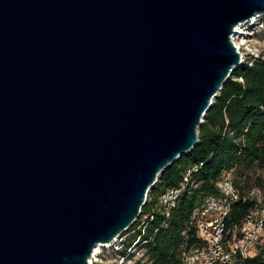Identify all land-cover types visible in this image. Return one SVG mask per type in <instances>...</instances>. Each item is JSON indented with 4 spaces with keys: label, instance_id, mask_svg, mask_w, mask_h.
I'll list each match as a JSON object with an SVG mask.
<instances>
[{
    "label": "water",
    "instance_id": "1",
    "mask_svg": "<svg viewBox=\"0 0 264 264\" xmlns=\"http://www.w3.org/2000/svg\"><path fill=\"white\" fill-rule=\"evenodd\" d=\"M261 15L264 0H0V264H89L131 227Z\"/></svg>",
    "mask_w": 264,
    "mask_h": 264
},
{
    "label": "trees",
    "instance_id": "2",
    "mask_svg": "<svg viewBox=\"0 0 264 264\" xmlns=\"http://www.w3.org/2000/svg\"><path fill=\"white\" fill-rule=\"evenodd\" d=\"M192 182L196 187L181 194L169 218L157 209V197L174 186L186 168L199 165ZM232 173L239 199L226 217L228 235L238 232L254 205L247 198L252 187L264 190V60L238 67L222 86L218 97L198 128V144L180 157L159 176L151 190L142 215H149L142 241L152 264H183L189 249L198 244L191 223L195 208L217 194V183L223 172ZM140 221L133 227L136 229ZM232 264H264V249L253 257L237 258Z\"/></svg>",
    "mask_w": 264,
    "mask_h": 264
},
{
    "label": "built area",
    "instance_id": "3",
    "mask_svg": "<svg viewBox=\"0 0 264 264\" xmlns=\"http://www.w3.org/2000/svg\"><path fill=\"white\" fill-rule=\"evenodd\" d=\"M264 34V15L257 16L237 28V33L231 37L233 46L240 55V65L251 66L259 55L246 57L243 37ZM262 59V58H261ZM239 65V66H240ZM202 165L186 168L181 179L172 187L165 189L157 197L158 212L169 218L175 209L181 194L188 188L196 187L193 176ZM238 191L232 181L231 172H223L217 183V194L206 198L202 205L195 208L191 215V223L196 229L198 244L192 246L186 253L183 264H232L237 258L250 257L251 249L264 234V190L252 187L247 192V198L254 205L242 222L236 234L228 235L226 217L231 207L238 201ZM147 201V200H146ZM149 215L140 214L137 221L126 231L115 237L108 244L104 243L93 249L89 264H152L146 253L141 235L136 231L146 226ZM140 221L136 229L133 227ZM105 254V256L103 255ZM107 256V258H106Z\"/></svg>",
    "mask_w": 264,
    "mask_h": 264
},
{
    "label": "rangeland",
    "instance_id": "4",
    "mask_svg": "<svg viewBox=\"0 0 264 264\" xmlns=\"http://www.w3.org/2000/svg\"><path fill=\"white\" fill-rule=\"evenodd\" d=\"M243 41H246V47L244 48L246 57L251 55H259V57L264 60V34L259 32L256 35L245 36L243 37ZM234 234H236V232H234ZM261 249H264V234L261 236L259 242L251 249L250 257H253L259 253ZM103 255L105 256V254Z\"/></svg>",
    "mask_w": 264,
    "mask_h": 264
}]
</instances>
